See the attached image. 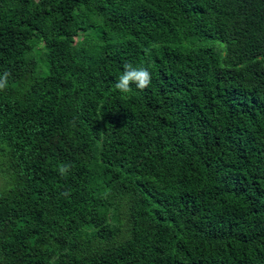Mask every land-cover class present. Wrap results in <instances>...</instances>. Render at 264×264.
<instances>
[{"label": "trees", "instance_id": "trees-1", "mask_svg": "<svg viewBox=\"0 0 264 264\" xmlns=\"http://www.w3.org/2000/svg\"><path fill=\"white\" fill-rule=\"evenodd\" d=\"M5 72L0 264H264V0H0Z\"/></svg>", "mask_w": 264, "mask_h": 264}, {"label": "clouds", "instance_id": "clouds-1", "mask_svg": "<svg viewBox=\"0 0 264 264\" xmlns=\"http://www.w3.org/2000/svg\"><path fill=\"white\" fill-rule=\"evenodd\" d=\"M8 73L5 72L0 76V91L4 90L8 84ZM151 73L145 67H135L128 63L124 65V71L119 76L118 81L115 83V88L121 93H130L132 91V85L141 91L145 90L151 84ZM71 166L66 164H60L57 168L58 173L65 177L70 171ZM63 196L67 197L70 193L63 192Z\"/></svg>", "mask_w": 264, "mask_h": 264}, {"label": "rangeland", "instance_id": "rangeland-1", "mask_svg": "<svg viewBox=\"0 0 264 264\" xmlns=\"http://www.w3.org/2000/svg\"><path fill=\"white\" fill-rule=\"evenodd\" d=\"M0 185H1V182H0Z\"/></svg>", "mask_w": 264, "mask_h": 264}]
</instances>
